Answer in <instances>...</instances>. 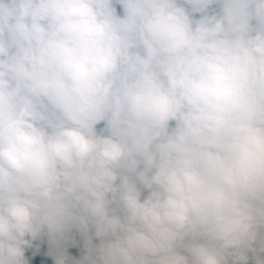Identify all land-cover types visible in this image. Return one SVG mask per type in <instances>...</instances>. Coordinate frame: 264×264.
Returning <instances> with one entry per match:
<instances>
[{
	"label": "clouds",
	"instance_id": "1",
	"mask_svg": "<svg viewBox=\"0 0 264 264\" xmlns=\"http://www.w3.org/2000/svg\"><path fill=\"white\" fill-rule=\"evenodd\" d=\"M0 264H264V0H0Z\"/></svg>",
	"mask_w": 264,
	"mask_h": 264
}]
</instances>
